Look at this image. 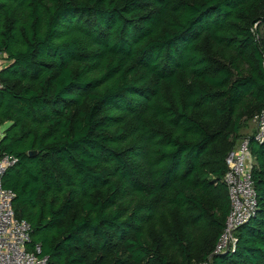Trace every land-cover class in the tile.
<instances>
[{
    "label": "trees",
    "instance_id": "trees-1",
    "mask_svg": "<svg viewBox=\"0 0 264 264\" xmlns=\"http://www.w3.org/2000/svg\"><path fill=\"white\" fill-rule=\"evenodd\" d=\"M0 56L2 186L27 250L194 264L196 238L199 262L264 264V143L255 214L212 254L225 158L264 108V0H0Z\"/></svg>",
    "mask_w": 264,
    "mask_h": 264
},
{
    "label": "built area",
    "instance_id": "built-area-1",
    "mask_svg": "<svg viewBox=\"0 0 264 264\" xmlns=\"http://www.w3.org/2000/svg\"><path fill=\"white\" fill-rule=\"evenodd\" d=\"M256 128L251 138L244 137L225 158L227 170L223 177L226 186L229 212L223 231L214 247L213 255L233 249L235 230L245 224L257 207V195L251 176L253 157L250 143H264V108L255 117ZM3 129L0 128V142ZM16 159L0 150V264H46L47 257H40V247L27 250L29 225L15 217L12 202L15 198L11 190L2 186V176L14 165Z\"/></svg>",
    "mask_w": 264,
    "mask_h": 264
},
{
    "label": "rangeland",
    "instance_id": "rangeland-1",
    "mask_svg": "<svg viewBox=\"0 0 264 264\" xmlns=\"http://www.w3.org/2000/svg\"><path fill=\"white\" fill-rule=\"evenodd\" d=\"M5 62H4V60H3V58L0 56V66H2L3 64H4ZM255 128H256V120H255V117L252 119V120H250L248 123H247V126L245 127V129H243V131H242V135H243V133H246L245 134V136L247 135V134H252V132L255 130ZM250 134V135H251ZM247 137V136H246ZM194 237V236H193ZM195 240H196V246H195V249H194V260L193 261H195V263L194 264H208V262H202V261H198V257L200 256V254H201V252H200V247H201V243H200V241H201V239L200 240H198V239H196L195 238ZM196 261H198V262H196Z\"/></svg>",
    "mask_w": 264,
    "mask_h": 264
},
{
    "label": "crops",
    "instance_id": "crops-1",
    "mask_svg": "<svg viewBox=\"0 0 264 264\" xmlns=\"http://www.w3.org/2000/svg\"><path fill=\"white\" fill-rule=\"evenodd\" d=\"M254 131H255V130H254ZM254 131H253V132H254ZM253 132H252V133H253ZM245 134H246V133H243L242 136H243V137H246V136L250 135L251 133H250V134H247L246 136H245ZM250 136H251V135H250ZM248 137H249V136H248Z\"/></svg>",
    "mask_w": 264,
    "mask_h": 264
},
{
    "label": "water",
    "instance_id": "water-1",
    "mask_svg": "<svg viewBox=\"0 0 264 264\" xmlns=\"http://www.w3.org/2000/svg\"><path fill=\"white\" fill-rule=\"evenodd\" d=\"M35 153L34 152H30L29 153V156L31 157V156H33Z\"/></svg>",
    "mask_w": 264,
    "mask_h": 264
},
{
    "label": "bare ground",
    "instance_id": "bare-ground-1",
    "mask_svg": "<svg viewBox=\"0 0 264 264\" xmlns=\"http://www.w3.org/2000/svg\"><path fill=\"white\" fill-rule=\"evenodd\" d=\"M247 138H251V136H249V137H247ZM251 143H254V142H251ZM251 143H250V144H251ZM262 144H263V143H262ZM251 170H252V168H251ZM225 187H226V186H225ZM243 225H244V224H243ZM241 226H242V225H241ZM237 229H238V228H237ZM237 229H236V230H237ZM236 230H235V231H236Z\"/></svg>",
    "mask_w": 264,
    "mask_h": 264
}]
</instances>
